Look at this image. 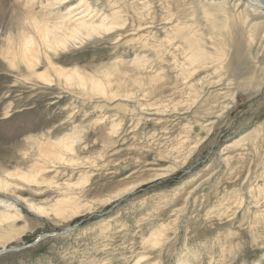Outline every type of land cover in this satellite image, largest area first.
Segmentation results:
<instances>
[{
  "label": "rangeland",
  "instance_id": "obj_1",
  "mask_svg": "<svg viewBox=\"0 0 264 264\" xmlns=\"http://www.w3.org/2000/svg\"><path fill=\"white\" fill-rule=\"evenodd\" d=\"M17 1L5 4L116 23L51 56L107 95L45 60L47 80L0 60V178L40 167L37 183L11 180L22 200L0 222V264H264V12L251 0ZM189 37L219 61L187 64ZM68 135L65 162L41 154Z\"/></svg>",
  "mask_w": 264,
  "mask_h": 264
},
{
  "label": "bare ground",
  "instance_id": "obj_2",
  "mask_svg": "<svg viewBox=\"0 0 264 264\" xmlns=\"http://www.w3.org/2000/svg\"><path fill=\"white\" fill-rule=\"evenodd\" d=\"M62 1L65 0L51 2L48 0L49 3L46 4V8L58 9L59 3ZM5 3L6 0H0V60L7 65L9 70L27 71L29 75L47 80L48 72H36L40 62L45 60L59 77L77 83L80 87L91 84L92 91L107 95L106 87L101 82L93 81L78 70L69 71L55 65L51 56L53 52L57 53L59 50L69 49L71 45L75 44L77 37L100 36L111 30L113 31L116 22L95 24L96 22L91 18V13L88 19V15H80L79 18L75 19L73 8L66 10L63 15L54 16L47 12L38 13L33 11L31 6L28 7L31 3H28V1L26 4L27 9L25 6L13 9L7 7ZM13 3L17 6L18 1ZM263 3L264 0H251V6H256L264 12ZM88 10L91 11V8ZM44 13L47 15H44ZM180 32L178 31V34ZM187 43L191 53L187 64L198 67L196 64L205 65L210 60L215 63L216 60L219 61V59L207 53L205 49H198L196 45L199 47V44L196 39L193 41L189 37ZM23 71L20 73H23ZM20 73H18L19 76H21ZM75 142L76 137L69 135L56 141L40 142V152L53 163H62L67 159L66 153L75 151ZM39 168V166H35L27 172L11 171L7 173V179L0 178V222L11 221L17 215H20V210L17 207L21 204L22 198H11L7 193L13 195V188H19L21 185L11 180H23L29 184L37 183L38 175L36 173ZM66 201L63 200L59 205L62 206L61 204ZM31 210H36V208L33 207ZM36 213L45 214L42 209H38Z\"/></svg>",
  "mask_w": 264,
  "mask_h": 264
},
{
  "label": "water",
  "instance_id": "obj_3",
  "mask_svg": "<svg viewBox=\"0 0 264 264\" xmlns=\"http://www.w3.org/2000/svg\"><path fill=\"white\" fill-rule=\"evenodd\" d=\"M263 5H264V3H263ZM74 229H75V228H74ZM51 236H53V235H51ZM46 237H48V236H44V237H42V239H43V238H46ZM37 243H38V242H36L35 244H37ZM0 254H1V253H0Z\"/></svg>",
  "mask_w": 264,
  "mask_h": 264
}]
</instances>
